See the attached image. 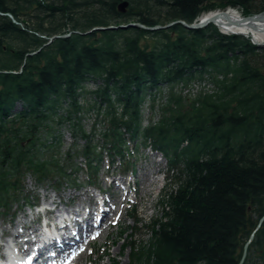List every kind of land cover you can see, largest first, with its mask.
<instances>
[{
    "label": "trees",
    "instance_id": "16d2710c",
    "mask_svg": "<svg viewBox=\"0 0 264 264\" xmlns=\"http://www.w3.org/2000/svg\"><path fill=\"white\" fill-rule=\"evenodd\" d=\"M227 8L249 16L264 12V0H0V208L9 210L25 172L38 182L51 171L65 174L40 156L38 131L55 120L84 142L85 167L96 174L100 155L81 121L92 111L103 152L125 169L124 148L139 139L168 165L161 217L150 221L146 245L124 244L128 264H238L254 232L243 264H264V221L256 230L264 216V47L213 24L85 34L131 22L190 24ZM91 79L100 84L89 91ZM193 81L216 91H174ZM148 95L160 117L143 127Z\"/></svg>",
    "mask_w": 264,
    "mask_h": 264
},
{
    "label": "rangeland",
    "instance_id": "374dc122",
    "mask_svg": "<svg viewBox=\"0 0 264 264\" xmlns=\"http://www.w3.org/2000/svg\"><path fill=\"white\" fill-rule=\"evenodd\" d=\"M223 12L240 17L239 10L228 9ZM216 13L213 12L204 17H212ZM99 84L100 81L98 80L88 81L85 84V89L89 91L95 90ZM206 85L210 84L206 82ZM206 85L202 86L201 89L200 87L197 89V87L192 85V87L186 88L185 92H189L192 95L191 97H195L201 92L209 93L208 91H211L210 87ZM179 90L180 87L174 88L176 93ZM160 103L158 102V105ZM141 113L143 127L148 126L150 123H156L160 117L158 107L154 108V111L150 110L147 97ZM81 121L85 134L92 136L91 144L96 147V153L101 155L100 161L95 160V165L98 167L96 175L90 178L84 166L85 160L80 153L84 142L73 137L71 128L66 122L59 123L55 120L38 131L40 142L44 143V147L41 148L39 146L41 149L40 156L43 158L42 160L57 164L58 167L66 170L65 174L60 175L58 172L51 171V174L46 179L38 182L30 172H25L21 180L20 191L11 194L8 199L11 202L7 204L9 210L0 208V226L5 230L11 231L17 227L19 221H27V218L31 217L29 206L35 202H44L42 198L43 192H47L49 195L52 194L54 197L55 191H57L58 195L62 196L64 201H67L65 194L76 196L85 190L89 193L98 194L95 185L105 188L106 183L113 178L119 183L126 179L132 183L131 194L127 197L128 201L120 205L129 215L123 217L120 224L112 229L110 236L104 242L98 239L96 244L97 252L90 256L92 261L89 259L84 264H111L113 261L118 262V264H128L131 253L129 249L122 252L123 244L132 242L136 248L146 245L149 239L148 226L150 221L161 217L162 193L166 188L167 161L159 152L152 151L141 145V139H139V145L135 146L134 143H130L124 148V160L133 167V174L123 173L122 167L118 165V158H113L117 163H113L108 167L111 157L102 150V129L98 127L92 132V124L95 121L94 112L87 111L84 113L81 116ZM134 181L138 182V186H133ZM143 190H147L150 193L145 195ZM136 194L138 199H141L134 205L130 199L135 197ZM79 198L83 199L84 197L79 196ZM78 202L79 199L76 198L68 204L76 207ZM112 207H115V204H112ZM26 215L28 216L25 217ZM121 231H125L123 237H119ZM118 246H120V251L115 253L114 251L117 250ZM121 254L122 257H120Z\"/></svg>",
    "mask_w": 264,
    "mask_h": 264
},
{
    "label": "bare ground",
    "instance_id": "6f19581e",
    "mask_svg": "<svg viewBox=\"0 0 264 264\" xmlns=\"http://www.w3.org/2000/svg\"><path fill=\"white\" fill-rule=\"evenodd\" d=\"M206 16V15H204ZM202 16L200 19L211 18V20L216 24L218 28H220L224 32H235L241 33L246 36L252 37L255 41H262L264 40V21L263 19L260 20H243L242 16L239 18L231 13H224L221 15L213 14L212 17H204ZM125 184H128L126 179H123ZM107 185L105 188L96 187L97 193L101 195L103 200V207L100 212V219L102 224V229L99 233L100 241L107 239L110 236L111 231L114 227L118 226L116 223V216L118 215V220H122L124 216H128L129 213L125 211L121 207V203L125 202L127 197L125 196L124 192H120L119 187L117 186L116 179L113 178L111 181L106 183ZM134 185L138 186V182L134 181ZM138 191V190H137ZM142 193V192H140ZM145 195H148L150 192L147 190H143ZM98 194L89 193L87 190L83 191L79 195L73 196L70 194H65L67 201H64L62 196L58 195V192L55 191V196L53 197L52 194H48L47 192L42 193L43 201L49 205H55L56 208L59 207L60 204L64 205L65 203H69L73 199L78 198L79 202L76 207H72L71 215L73 216L72 220L73 223L76 225L77 228H81V226L90 219L93 212L97 210V203L95 201L96 196ZM79 196H83V199H80ZM142 196V195H141ZM56 197V198H55ZM141 198L138 199V195L136 194L135 197L131 198L132 204L136 205ZM112 204H115V207H112ZM115 216V217H113ZM28 224L27 221H19L17 227L12 230V236L17 242H21L25 240L24 235L22 234L21 228L26 227ZM7 231L0 226V238L2 234ZM26 234V233H25ZM1 243V242H0ZM120 246H118L117 250L114 252H119ZM91 255L87 253L81 254L78 258L75 259L77 264H84L87 260H91ZM92 261V260H91ZM86 264V263H85Z\"/></svg>",
    "mask_w": 264,
    "mask_h": 264
},
{
    "label": "water",
    "instance_id": "95a60500",
    "mask_svg": "<svg viewBox=\"0 0 264 264\" xmlns=\"http://www.w3.org/2000/svg\"><path fill=\"white\" fill-rule=\"evenodd\" d=\"M127 6H128L127 2L120 3L118 5V11L121 12V13H125ZM224 13L225 12L220 11V12H217L216 14L219 16V15L224 14ZM0 15H4V14L0 13ZM8 16L12 19V21L14 23H17L12 18L11 15H8ZM242 19L245 20V21L246 20H253V19H255V20L263 19V21H264V13H258V14L250 15V16H247V17H243ZM175 24H181L184 28H186L188 30L200 29V28L206 27L209 24L216 25L211 20V18L199 19L197 22L190 23V24L187 23V22H185V21H181V20H179V21H172V22L167 23L165 25H156L154 27H148V26L142 25L140 23L131 22V23L119 24V25H109V26H106V27H94L89 32H87L85 34H89L91 32L110 31V30H114V31H117V30H128V29H131V28H140V29H143L145 31H158V30L168 29V28H170L171 26H173ZM229 33H232V32H229ZM236 34L243 35L241 33H236ZM69 35L70 34L52 36V37H50V38L47 39V43L45 44V46L50 45L56 39L66 38ZM40 50L41 49H39L38 52ZM34 54L35 53H30L29 56H32ZM263 221H264V216L259 220L256 230L260 227V225L262 224ZM253 234L250 236L249 240L244 245L243 252H242V256H241V259H240V261H239L238 264H243L244 263L245 258H246V255H247L248 246H249V244L251 243V241L253 239Z\"/></svg>",
    "mask_w": 264,
    "mask_h": 264
},
{
    "label": "built area",
    "instance_id": "2783aa9c",
    "mask_svg": "<svg viewBox=\"0 0 264 264\" xmlns=\"http://www.w3.org/2000/svg\"><path fill=\"white\" fill-rule=\"evenodd\" d=\"M195 87H197V89L200 87V86H205V84L203 83L202 85H199V84H194ZM210 87V86H209Z\"/></svg>",
    "mask_w": 264,
    "mask_h": 264
}]
</instances>
